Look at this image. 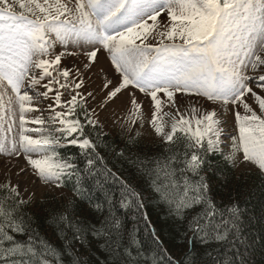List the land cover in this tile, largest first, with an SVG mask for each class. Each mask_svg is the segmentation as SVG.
Listing matches in <instances>:
<instances>
[{"label": "snow or ice", "instance_id": "snow-or-ice-1", "mask_svg": "<svg viewBox=\"0 0 264 264\" xmlns=\"http://www.w3.org/2000/svg\"><path fill=\"white\" fill-rule=\"evenodd\" d=\"M130 9L132 14H141L140 18L131 26L117 23ZM150 33L170 43L146 44ZM57 41L64 51L56 48ZM70 46L72 52L67 51ZM65 55L74 59L61 68ZM249 71L255 75L250 76ZM257 82L264 89V0H0V128L7 124L6 131H11L18 121L19 137L10 146L7 141L0 142V153L20 157L14 167L6 166V171L13 168L9 176L0 175V188L23 210L34 195L27 190L30 179L64 186L58 177L65 166L54 157L41 155L53 141L47 134L40 138L28 135L42 129L26 125L46 123L45 106L31 107L40 97L51 101L47 104L51 109L48 126L58 123L56 127L67 133L68 143L81 148L91 146L90 141L79 142L76 137L85 126H98V119L93 118L97 111L126 109L128 105L137 109L144 106L151 114V128L171 142L177 131H188L191 121L181 117L170 132H165L157 120L162 98L172 102L179 93L181 100L186 94L211 109L196 120L198 128H203L189 138L195 148L214 152L221 136L215 127L220 123L218 116L243 107L244 115L235 111L238 136L227 156L235 163L237 153L242 152L240 159L257 165L264 176V91L253 90ZM57 84L65 90L66 109L59 88L54 89ZM52 92L54 98L49 96ZM78 97H82L79 102ZM34 111L41 115L30 116ZM81 114L83 120L78 118ZM120 128L131 133L132 139L139 134L124 125ZM191 159L197 162L199 158ZM192 171H196L195 164ZM50 178H56L55 182ZM150 183L162 201L173 202L170 210L190 198L207 195L199 172L195 176L191 172L174 175L171 168L161 167L151 172ZM142 205L141 198L137 206L141 211ZM75 211L73 205L71 212L65 207L60 213L65 231L78 227ZM229 211L235 244L240 240V209L230 205ZM7 212L0 209L3 217ZM74 235L79 241L80 234ZM13 240L9 222L7 229L0 228V247ZM227 251L236 252L235 264H244L238 249ZM125 253L133 255L130 249ZM228 264L233 260L228 259Z\"/></svg>", "mask_w": 264, "mask_h": 264}, {"label": "trees", "instance_id": "trees-1", "mask_svg": "<svg viewBox=\"0 0 264 264\" xmlns=\"http://www.w3.org/2000/svg\"><path fill=\"white\" fill-rule=\"evenodd\" d=\"M189 136L177 131L171 142L148 141L85 126L76 140L91 146L58 149L68 166L63 192L42 193L22 210L0 188V209L8 211L0 215V228L11 222L14 235L0 247V264H235L230 248L244 264H264V176L253 169L236 174L224 155L195 148ZM161 167L174 175L199 172L207 195L170 210L173 202L162 201L150 183ZM73 205L79 225L65 231L60 213ZM230 205L240 209L235 244Z\"/></svg>", "mask_w": 264, "mask_h": 264}, {"label": "rangeland", "instance_id": "rangeland-1", "mask_svg": "<svg viewBox=\"0 0 264 264\" xmlns=\"http://www.w3.org/2000/svg\"><path fill=\"white\" fill-rule=\"evenodd\" d=\"M140 15L141 14L139 13L132 14L130 9L129 13H125L124 16L120 17V19L116 22L122 25L131 26L140 18ZM148 23L150 25L152 24L151 21H149ZM158 36H159L158 34L150 33L144 42L146 44H150L151 46H156L155 44L161 42V39H159ZM176 42L179 43L180 41L177 39ZM56 48L61 51H64V48L59 43V41H57ZM67 51L72 52L71 46L67 49ZM70 59H74V56H69V55L62 56L61 64L59 65V67L63 68ZM249 75L252 76L255 74L249 71ZM55 88H59V85L58 84L54 85V89ZM253 90L256 91L257 93L264 91V89H261L258 86V82L257 85L254 86ZM69 91H71V85H69ZM59 92L61 93L62 103L65 104V108H66L68 105L65 101V90L63 88H59ZM54 95L55 92L49 93L50 97L54 98ZM181 95L182 94L177 93L172 102L167 101L166 97L162 98L163 107L161 108L157 123L159 126L163 127L165 132H170L173 123H175L178 119L183 117L184 119L191 121L190 126H187L188 132L195 133L203 128V125H200L198 128L196 124V120L202 119L205 112L211 111V109L202 107L200 104L196 103L195 99H190L186 94H184V99L181 100L180 99ZM6 99L7 96H5V100ZM68 99L70 100L71 97L69 96ZM78 99L81 100L82 97H78ZM49 103H51L50 100H45L42 97H40L39 99H34L33 104L31 105V107H33L34 109H38L40 105H44L45 107L43 112V118L46 120L45 125H35V124L26 125V127L30 129H34V128L42 129L41 132H29L28 135H30L32 138H40L41 136L46 135L45 128L47 126V120L51 115V109L47 108V104ZM105 103H107V101H105ZM252 103L255 104V101L253 100ZM101 107H104V105L101 104ZM56 110L59 111L60 109L57 108ZM255 110L259 115L260 113L258 111V106H256ZM2 111L3 110L0 109V114H2ZM235 111H238L241 115L245 114L243 107H237L235 108ZM235 111L219 115L218 119L220 120V123L218 125H215V127L221 131L219 146L221 147L225 146L223 150L225 151L226 154L232 151V146H227L224 143L226 142V139L232 142V140H229V138L232 136H234L235 138L236 135L235 130L238 129V125L235 124ZM29 115L39 116L41 115V113L39 111H34L33 113H29ZM93 118L98 119L99 124L104 128V130L108 132H115V133L120 132L123 134V136L130 137L131 133H127L120 128V125H124L128 128H132L136 130L139 133L138 135L144 136L146 139H148V141L161 140L159 138H163V139L167 138V136L161 137L160 135H157L154 129L151 128V114L146 113L144 106H141L140 108L137 109V108H132L131 105H128L126 109L114 108V109H109L105 112L97 111L94 114ZM57 125L59 126L58 123ZM7 127L8 125L4 124L3 128H0V142L7 141L10 146L11 141L14 138L17 140L19 139L18 121L16 122V124L12 125L11 131H6ZM49 134L51 135L52 139L57 138L53 133L50 132ZM52 149H53L52 147L46 149L43 153H41V155H46L51 157L52 151L50 152V150ZM241 156H242L241 153H237V161L235 163H233V161L230 160L236 170V174L243 173L245 171H248L249 169L251 170V168H253L251 166H256L255 164H249L248 162L243 161L242 159H240ZM19 159H20L19 156L6 157L3 153H0V175L4 177L9 176L13 171V168H8L6 171L5 170L6 166L13 165L14 167ZM29 175L31 176L30 169H29ZM50 179H52V182L54 183L56 178H50ZM4 183L7 184L8 181L5 180ZM48 188L53 189V192L56 193V190L54 189L57 187L46 185L38 179L33 178L27 182V190L34 194L32 197V201H34L37 197L42 195V193H44L45 191H48Z\"/></svg>", "mask_w": 264, "mask_h": 264}]
</instances>
